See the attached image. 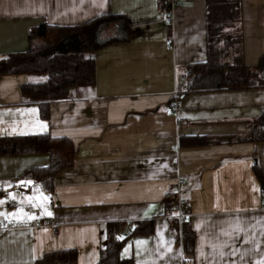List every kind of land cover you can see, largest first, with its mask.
Here are the masks:
<instances>
[{"label":"crops","instance_id":"1","mask_svg":"<svg viewBox=\"0 0 264 264\" xmlns=\"http://www.w3.org/2000/svg\"><path fill=\"white\" fill-rule=\"evenodd\" d=\"M177 2L168 15L159 0H0V59L25 52L42 23L76 26L112 12L128 16L132 33L98 50L95 85L51 101L46 119L23 95L36 77L0 75V138L48 134L77 148L52 193L25 176L48 166V154L0 155V264H36L72 248L78 264H96L108 224L151 220V233L126 237L121 258L264 264L254 171L264 168V141L243 139L264 110V88L189 92L188 66L207 60L206 0ZM241 30L244 61L254 66L264 54V0H242ZM174 191L189 207L190 257L174 228L179 211L166 208Z\"/></svg>","mask_w":264,"mask_h":264},{"label":"trees","instance_id":"2","mask_svg":"<svg viewBox=\"0 0 264 264\" xmlns=\"http://www.w3.org/2000/svg\"><path fill=\"white\" fill-rule=\"evenodd\" d=\"M161 10L171 8L170 0H159ZM207 60L188 66L192 76L188 91L214 89L264 88V54L259 62L247 65L243 54L242 0H206ZM131 23L128 16L109 12L76 26H59L42 23L29 33V46L25 52L0 59V75L27 74L36 81L23 86L27 104H38L41 116L48 118L50 102L70 96L71 89L93 86L96 83V53L110 44L131 40ZM245 141H264V110L252 120ZM45 153L50 156L46 167L33 168L27 178L42 182L54 191L55 178L74 165L77 148L68 138H55L48 134L0 138V155ZM254 171L264 194V168L255 164ZM177 193L170 192L166 208L177 209ZM183 210L189 212L185 202ZM174 228L184 252L192 256L195 234L186 223L173 219ZM125 223H110L106 239L96 264H131L121 258L120 252L127 238L118 236ZM153 220L140 222L133 234L151 233ZM132 234V235H133ZM36 264H78L76 249H64L46 254Z\"/></svg>","mask_w":264,"mask_h":264},{"label":"built area","instance_id":"3","mask_svg":"<svg viewBox=\"0 0 264 264\" xmlns=\"http://www.w3.org/2000/svg\"><path fill=\"white\" fill-rule=\"evenodd\" d=\"M170 2H171V8H170V10H168L166 12L168 15H171L172 11L174 10L176 5L178 4L177 0H170ZM180 106H181V100L179 99V95H176L175 99L173 101V104H172V107H173L172 110L177 111ZM181 184H182V182H179L178 186L180 187ZM183 206H184L183 201L179 200L178 205H177V210L179 211L178 219H179L181 224L186 223L188 221V218H189V214L184 212ZM133 229H134L133 222H131V221L126 222L119 232L120 236L124 237V238L130 237L133 234Z\"/></svg>","mask_w":264,"mask_h":264}]
</instances>
